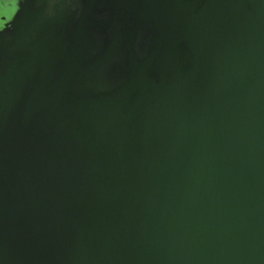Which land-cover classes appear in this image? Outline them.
Here are the masks:
<instances>
[{"label": "water", "instance_id": "95a60500", "mask_svg": "<svg viewBox=\"0 0 264 264\" xmlns=\"http://www.w3.org/2000/svg\"><path fill=\"white\" fill-rule=\"evenodd\" d=\"M0 264H264V0H16Z\"/></svg>", "mask_w": 264, "mask_h": 264}, {"label": "flooded vegetation", "instance_id": "af4514ba", "mask_svg": "<svg viewBox=\"0 0 264 264\" xmlns=\"http://www.w3.org/2000/svg\"><path fill=\"white\" fill-rule=\"evenodd\" d=\"M15 5L16 0H0V28L10 19V12Z\"/></svg>", "mask_w": 264, "mask_h": 264}]
</instances>
